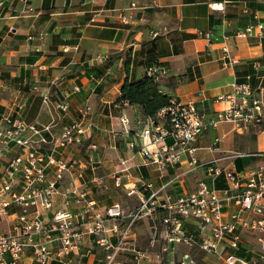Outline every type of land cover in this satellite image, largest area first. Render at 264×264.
Returning a JSON list of instances; mask_svg holds the SVG:
<instances>
[{
    "label": "crops",
    "instance_id": "0c3cea01",
    "mask_svg": "<svg viewBox=\"0 0 264 264\" xmlns=\"http://www.w3.org/2000/svg\"><path fill=\"white\" fill-rule=\"evenodd\" d=\"M3 1L0 125L6 116L38 129L54 125L52 134L56 137L74 121L87 122L84 142L59 148L56 157L71 164L61 189L76 185L87 190L100 208L114 203L126 210L135 208L139 198L127 193L141 181L151 183L164 199L193 192L206 176L204 170L187 173L186 157L177 166L160 170L139 154L140 147H129L132 141L139 144L138 135L156 117L148 118L139 106L121 102L127 79L137 81L146 74L155 75L170 101L197 104L206 120L227 107L220 98L232 92L234 83L250 84L264 103V37L259 36L258 28L264 26V0H30V16L17 15L23 8L19 0ZM132 4L136 5L133 10ZM122 11L133 15L129 24L120 18ZM250 26H254L252 36H238ZM157 31L160 36L152 38ZM206 33H211L210 39ZM225 49L238 61L236 64L228 63ZM61 104L68 106L66 113L59 109ZM86 108L89 115L83 118ZM125 119L128 123H123ZM217 138L221 153L210 150ZM193 146L202 162L242 154L222 163L223 167L242 170L256 162L249 154L264 151V124L241 133L231 124H222L198 137ZM51 148L45 147L47 152ZM20 153L23 150L15 145L8 152L0 151V176ZM80 172L82 179L77 177ZM116 178L121 179V187H116ZM216 186L225 188L227 183L220 177ZM70 200L66 208L78 212L76 196ZM55 206L64 207L62 196L55 198ZM20 212L12 209L0 219L1 234L14 233ZM48 216L51 219L52 214ZM154 227L150 220L137 222L131 239L137 247L161 254L164 264V233L158 226L159 241L152 246ZM51 247L57 251L59 244ZM258 248L255 235L243 232L238 255L254 260ZM170 252H189L200 264H223L196 247L174 245ZM108 254L87 238L80 250L71 254L72 264H106ZM21 261L39 264L32 247L26 248ZM117 261L130 264L133 256L123 252Z\"/></svg>",
    "mask_w": 264,
    "mask_h": 264
},
{
    "label": "built area",
    "instance_id": "2783aa9c",
    "mask_svg": "<svg viewBox=\"0 0 264 264\" xmlns=\"http://www.w3.org/2000/svg\"><path fill=\"white\" fill-rule=\"evenodd\" d=\"M19 2L23 8L17 15L30 16L33 12L30 0ZM3 5L4 1L0 0V11ZM135 7L132 4L130 9ZM119 15L125 24L133 18L131 13L123 11ZM258 28L259 36L264 37V26L258 25ZM253 29L254 26H250L238 36H252ZM160 34V31L154 32L152 38ZM211 36V33L205 34L208 39ZM225 52L230 65L238 62L230 57L228 49ZM48 99L44 97L45 102ZM220 99L227 107L209 120L195 103L170 101L138 135L139 144L129 142L131 149L140 147L139 154L160 170L173 168L186 157L187 173L204 170L206 174L193 192L176 198L168 195L160 199V192L154 191L151 183L141 181L127 193L139 198V204L131 210L120 203L100 208L96 200L89 198L87 190H80L76 185L61 189L71 164L64 158H57L56 152L59 148L84 142L87 130L82 121L64 126L61 134L55 137L52 134L54 125L38 129L33 124L13 120L11 116L4 117L0 125V151L8 152L15 145L23 153L10 160L0 176V219L12 209L21 211L17 214L14 233H0V264H22L28 247L33 248L35 262L39 264L52 261L72 264L71 254L80 250L87 238L109 251L106 264H123L117 261L123 252L132 254L133 263L130 264H153L155 260L163 264L161 254H151L132 242L136 223L145 219L155 223L152 246L158 243L159 227L162 228L166 242L162 252L167 254L164 264H200L189 252L171 255L174 245L196 247L223 264H264V151L249 154L256 162L236 170L223 167L222 163L244 155H221L202 162L193 146L198 137L222 124L233 125L239 133L260 128L264 124V103L248 83H234L232 92ZM59 109L66 113L68 106L61 104ZM89 111V108L82 111L83 118ZM28 132L31 135L28 136ZM219 143L220 138H217L210 150L221 153ZM50 145L51 152H47L45 147ZM50 170H53L52 176ZM77 177L82 179L83 173ZM220 177L227 183L225 188L216 186ZM115 182L116 187L122 186L120 178ZM73 195L80 205L76 213L66 208ZM58 196L64 198V207L55 206ZM46 214H52L51 219ZM243 232L255 235L259 244L254 260L238 255ZM53 243L59 244L57 251L51 247Z\"/></svg>",
    "mask_w": 264,
    "mask_h": 264
},
{
    "label": "trees",
    "instance_id": "16d2710c",
    "mask_svg": "<svg viewBox=\"0 0 264 264\" xmlns=\"http://www.w3.org/2000/svg\"><path fill=\"white\" fill-rule=\"evenodd\" d=\"M120 100L139 106L148 118H155L160 110L170 104V97L163 93L153 74H146L137 81L127 79L122 86Z\"/></svg>",
    "mask_w": 264,
    "mask_h": 264
},
{
    "label": "rangeland",
    "instance_id": "374dc122",
    "mask_svg": "<svg viewBox=\"0 0 264 264\" xmlns=\"http://www.w3.org/2000/svg\"><path fill=\"white\" fill-rule=\"evenodd\" d=\"M87 122H84V125L86 124ZM191 252V251H190ZM197 256H199V252H194Z\"/></svg>",
    "mask_w": 264,
    "mask_h": 264
}]
</instances>
